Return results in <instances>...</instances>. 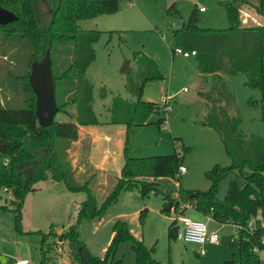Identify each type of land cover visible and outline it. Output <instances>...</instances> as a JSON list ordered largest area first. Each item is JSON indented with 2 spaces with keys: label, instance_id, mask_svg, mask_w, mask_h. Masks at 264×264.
I'll list each match as a JSON object with an SVG mask.
<instances>
[{
  "label": "rangeland",
  "instance_id": "1",
  "mask_svg": "<svg viewBox=\"0 0 264 264\" xmlns=\"http://www.w3.org/2000/svg\"><path fill=\"white\" fill-rule=\"evenodd\" d=\"M255 1L248 0L252 3ZM47 2L53 5L54 0ZM170 5H174L176 11L170 10ZM201 7L203 12L200 11ZM239 8L240 5L229 0H121L117 12L78 22L82 31H100L99 38L93 45L95 58L86 76L93 85L92 107L99 120V124L92 128L96 130L95 133H100L96 136L101 137L95 146L93 158L102 169L106 166L112 172L108 171L103 176L102 170L90 168L87 164L83 166L82 162L74 171L70 164L72 180L77 184L88 182L101 202L119 177L116 178L115 173L124 164L125 151L130 157H147L181 152L183 145L188 147L182 161L185 172L180 178L146 179L156 183V190L147 195H142L137 188L123 189L119 192L117 201L106 208L99 220L80 222L79 237L92 254L99 257L105 255L113 236V224L120 219L126 222L134 238L140 239L147 248H152V257L161 264H226V261L239 260L237 235L231 223L222 225L213 220L207 222L208 233L217 231L219 239L217 244L206 241L202 246L203 253L199 244L183 242L168 235L169 225L171 222L177 225V218L182 213L193 219L206 221L205 216L200 218L193 212L195 209L191 202L179 197L180 188L207 190L210 181L205 173L216 164L227 167L233 163L219 134L202 123L206 114L204 102L209 101L201 86L207 88L212 77L207 75L205 79L197 72L194 54L185 55L176 50L172 52L176 45L173 30L181 28L193 12L201 28L239 27ZM42 10L47 11V6H43ZM57 47L59 54H54V47L51 54L52 73L56 77L55 99L59 107L54 119L75 122L76 108L72 103L75 89L70 77L57 78L72 61L70 53L63 51L65 54H60L70 46ZM146 57L155 63L161 78L146 81L141 97L163 105L164 98L168 97L172 111L152 112L142 125L127 127L110 123L108 107L113 98L119 96L124 100L135 101L136 96L130 88L140 85L143 77L152 72L153 68ZM60 60L66 62L57 69V62ZM125 61L130 70L121 72ZM4 62H7L6 56L0 55V67ZM227 69L224 68L220 74L234 96L231 111L239 115V131L245 139H264L259 89L249 87L244 74H229ZM14 87L18 92L12 93L11 89L2 92L0 87L2 104L9 99L14 104L17 102L16 98L20 103L23 93L19 86ZM62 105L64 109H60ZM159 118L166 120L158 124ZM104 153L106 165L105 160L101 162ZM234 179L240 185L243 184L237 170L230 171L219 180L216 193L218 199L225 197L228 184ZM56 185L60 188L53 189L50 184L47 186L41 181L33 186V190L28 192L23 201L19 229L16 227V212L10 202L11 195L0 189V264H16L21 258L28 259V264H39L41 240L43 234L51 228L55 235H48L46 238V248H50L45 254L44 264L74 263L68 242L58 236L76 221L77 208L86 194L83 191L68 190L63 181ZM167 205L170 206L169 211L164 210ZM115 258L122 259L124 264H136L130 241L118 244Z\"/></svg>",
  "mask_w": 264,
  "mask_h": 264
},
{
  "label": "trees",
  "instance_id": "2",
  "mask_svg": "<svg viewBox=\"0 0 264 264\" xmlns=\"http://www.w3.org/2000/svg\"><path fill=\"white\" fill-rule=\"evenodd\" d=\"M229 1L238 5L250 4L257 14L264 16V0H256L255 3L248 0ZM120 2L121 0H54L53 5H50L47 0H0L1 7L17 16L15 21L0 25V55L6 56L7 60L0 67V87L2 92L11 89L13 93L18 92L14 86H19L23 93L20 103L16 97L17 102L14 104L11 99L5 104L0 102V189L6 188L11 195L10 202L16 212L18 229L21 228L23 201L37 182L51 178L63 181L72 192L83 191L86 194L77 208L76 221L58 236L68 242L74 262L72 264H124L122 259L115 258V253L118 244L127 240L131 242L136 264H161L152 257V248H147L140 239L131 235L123 220L119 219L113 224V236L103 257L90 252L79 237L78 227L82 220H99L106 208L117 201L118 194L123 189L137 188L142 195H147L156 190V183L146 179L180 178L184 153L188 150L183 145L181 152L147 157H130L125 151L120 175L101 202L88 182L77 184L72 180L67 143L77 139L78 126L99 124L92 107L93 85L86 73L95 58L93 45L98 40L100 31H82L78 22L101 14H113L118 11ZM43 6H47L48 10L43 11ZM169 9L175 10L174 5H170ZM173 38L176 45L172 52L176 49L187 53L194 51L197 72L202 78L207 75L212 77L207 88L201 86L209 101L204 102L206 114L202 123L219 134L226 153L233 159L230 166L216 164L205 173L210 181L207 190L180 188L179 197L191 202L196 212L210 215L220 224H241L246 227L251 216L259 209L264 210V139H245L239 131V115L231 111L234 96L220 72L228 68L226 72L229 74H244L246 84L259 89V105L264 120V25L201 28L193 12L181 28L173 30ZM59 45L70 46L60 54L63 51L70 53L72 61L57 78L70 77L75 89L72 100L76 108L75 122L54 119L50 126H41L35 115V95L28 77L31 64L41 61L47 50L51 55L53 47L57 56ZM146 61L152 66V72L143 77L140 85L130 88L136 100L114 97L108 107L110 123L127 127L142 125L152 112H160L159 103L141 97L146 81L161 78L155 63L147 57ZM65 62L58 61L57 69ZM226 64L228 67H225ZM55 78L53 75V81ZM61 108L64 109V105ZM163 119L159 118L157 123L161 124ZM234 170L238 171L243 184L240 185L236 179L231 180L225 197L218 199L216 193L219 180ZM177 229L178 225L171 222L168 227L169 237L176 238ZM51 230L52 228L43 234L39 264H44L45 254L50 248H46V238L48 235H55ZM254 241L255 235L250 236L247 231L241 230L236 241L239 260L226 261V264H261L252 252Z\"/></svg>",
  "mask_w": 264,
  "mask_h": 264
},
{
  "label": "built area",
  "instance_id": "3",
  "mask_svg": "<svg viewBox=\"0 0 264 264\" xmlns=\"http://www.w3.org/2000/svg\"><path fill=\"white\" fill-rule=\"evenodd\" d=\"M201 11L204 9L201 7ZM176 51H181L176 49ZM185 55L190 53L183 52ZM195 52L192 51L191 54ZM186 90V89H185ZM163 101L165 105L160 104V111H172V106H170L169 98H164ZM166 119L164 118L162 122ZM185 172L184 168H181V174ZM7 191L6 188L2 189ZM191 207V206H190ZM193 207V206H192ZM206 221L193 219L192 217L182 213L177 218L178 229L176 232V239L183 242H193L200 245L201 253H203V244L208 241L213 244L218 243V234L217 231H207V222L213 220L210 215H205ZM223 225V223H221ZM235 227V234L238 237V234L241 230H245L249 233L250 236L255 235L254 245L252 246V252L256 254L261 264H264V216L263 210H258L257 213L251 216L246 227L241 224H232ZM29 260L26 258H21L17 261L16 264H28Z\"/></svg>",
  "mask_w": 264,
  "mask_h": 264
},
{
  "label": "water",
  "instance_id": "4",
  "mask_svg": "<svg viewBox=\"0 0 264 264\" xmlns=\"http://www.w3.org/2000/svg\"><path fill=\"white\" fill-rule=\"evenodd\" d=\"M16 19L15 13L0 6V25H6ZM51 67V55L50 51L47 50L41 61L31 64L28 77L29 85L35 95V115L41 126H50L58 112ZM128 70H130V67L128 62L125 61L120 71L124 72ZM164 210L169 211L170 206L167 205Z\"/></svg>",
  "mask_w": 264,
  "mask_h": 264
},
{
  "label": "crops",
  "instance_id": "5",
  "mask_svg": "<svg viewBox=\"0 0 264 264\" xmlns=\"http://www.w3.org/2000/svg\"><path fill=\"white\" fill-rule=\"evenodd\" d=\"M239 9H240L239 19L241 20L240 22L241 24L239 27L264 25V16L257 14L255 9L250 4H246V3L240 4ZM95 131L96 130L92 128V125L91 126H79L77 139L67 143V149H66L67 159L69 163L73 166L74 171H76L75 169L77 168L78 164L82 162L83 166H86L87 164V166H89L90 168L102 170L103 172L101 174L104 176L106 172L108 171L112 172V171L106 166H104V169H102V167L97 165L94 161L93 153L95 152V148H96L95 146L101 140V137L96 136V135H100V133H95ZM105 140H107V138ZM104 156H106V153L103 154L101 162L103 163L105 160L104 165H106L107 158H104ZM80 169L82 170V167ZM84 169L85 168H83V170ZM120 170L121 168L117 171V173H115L116 178L120 175ZM47 180H52V179L49 178L41 182H44L45 184H47V186L48 184H50L53 189L59 186L56 184L60 181H55V180L47 181ZM57 188H60V187H57ZM64 194H66L67 196H70L66 192H64ZM193 212L200 218L205 216L196 211H193ZM76 214H77V211H76Z\"/></svg>",
  "mask_w": 264,
  "mask_h": 264
}]
</instances>
